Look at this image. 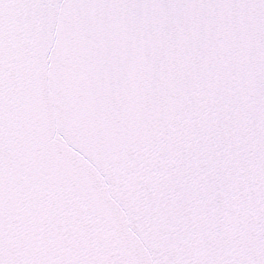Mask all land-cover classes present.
Segmentation results:
<instances>
[{
	"label": "snow or ice",
	"instance_id": "obj_1",
	"mask_svg": "<svg viewBox=\"0 0 264 264\" xmlns=\"http://www.w3.org/2000/svg\"><path fill=\"white\" fill-rule=\"evenodd\" d=\"M0 264H264V0H0Z\"/></svg>",
	"mask_w": 264,
	"mask_h": 264
}]
</instances>
